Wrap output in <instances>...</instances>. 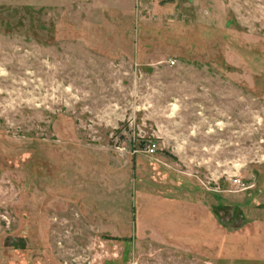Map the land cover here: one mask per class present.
<instances>
[{
	"label": "rangeland",
	"instance_id": "1",
	"mask_svg": "<svg viewBox=\"0 0 264 264\" xmlns=\"http://www.w3.org/2000/svg\"><path fill=\"white\" fill-rule=\"evenodd\" d=\"M0 264H264V0H0Z\"/></svg>",
	"mask_w": 264,
	"mask_h": 264
},
{
	"label": "built area",
	"instance_id": "2",
	"mask_svg": "<svg viewBox=\"0 0 264 264\" xmlns=\"http://www.w3.org/2000/svg\"><path fill=\"white\" fill-rule=\"evenodd\" d=\"M155 150H156V144H155V143H150V144L147 146V151H148V152L153 153Z\"/></svg>",
	"mask_w": 264,
	"mask_h": 264
}]
</instances>
